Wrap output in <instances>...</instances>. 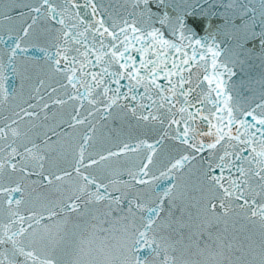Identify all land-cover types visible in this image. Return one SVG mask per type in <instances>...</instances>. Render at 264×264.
<instances>
[{"label": "snow or ice", "instance_id": "snow-or-ice-1", "mask_svg": "<svg viewBox=\"0 0 264 264\" xmlns=\"http://www.w3.org/2000/svg\"><path fill=\"white\" fill-rule=\"evenodd\" d=\"M0 264H264V0H0Z\"/></svg>", "mask_w": 264, "mask_h": 264}]
</instances>
